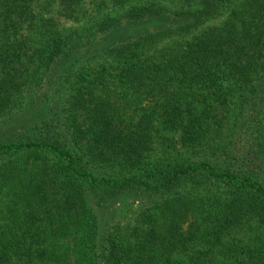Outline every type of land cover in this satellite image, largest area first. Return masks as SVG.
I'll use <instances>...</instances> for the list:
<instances>
[{"label":"trees","instance_id":"1","mask_svg":"<svg viewBox=\"0 0 264 264\" xmlns=\"http://www.w3.org/2000/svg\"><path fill=\"white\" fill-rule=\"evenodd\" d=\"M0 264H264V0H0Z\"/></svg>","mask_w":264,"mask_h":264},{"label":"rangeland","instance_id":"2","mask_svg":"<svg viewBox=\"0 0 264 264\" xmlns=\"http://www.w3.org/2000/svg\"><path fill=\"white\" fill-rule=\"evenodd\" d=\"M54 8H53V11H54V9H56L57 8V6H53ZM132 203V202H131ZM131 203H126L124 206L126 207V205H128V206H131V205H133V204H131Z\"/></svg>","mask_w":264,"mask_h":264}]
</instances>
